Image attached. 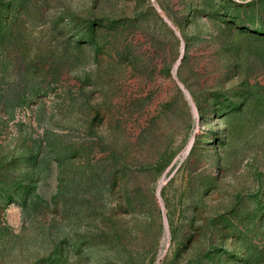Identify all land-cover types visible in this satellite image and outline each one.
<instances>
[{
    "label": "rangeland",
    "instance_id": "1",
    "mask_svg": "<svg viewBox=\"0 0 264 264\" xmlns=\"http://www.w3.org/2000/svg\"><path fill=\"white\" fill-rule=\"evenodd\" d=\"M0 264H264V0H0Z\"/></svg>",
    "mask_w": 264,
    "mask_h": 264
},
{
    "label": "water",
    "instance_id": "2",
    "mask_svg": "<svg viewBox=\"0 0 264 264\" xmlns=\"http://www.w3.org/2000/svg\"><path fill=\"white\" fill-rule=\"evenodd\" d=\"M183 88V87H182ZM184 89V88H183Z\"/></svg>",
    "mask_w": 264,
    "mask_h": 264
}]
</instances>
